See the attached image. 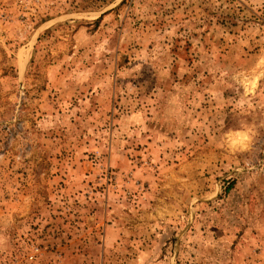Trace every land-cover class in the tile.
I'll return each mask as SVG.
<instances>
[{"label": "rangeland", "instance_id": "rangeland-1", "mask_svg": "<svg viewBox=\"0 0 264 264\" xmlns=\"http://www.w3.org/2000/svg\"><path fill=\"white\" fill-rule=\"evenodd\" d=\"M0 264H264V0H0Z\"/></svg>", "mask_w": 264, "mask_h": 264}]
</instances>
